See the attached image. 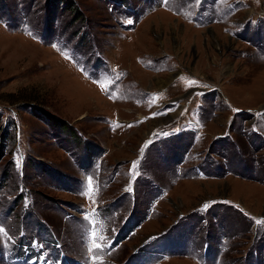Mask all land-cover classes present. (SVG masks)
<instances>
[{"label":"rangeland","instance_id":"obj_1","mask_svg":"<svg viewBox=\"0 0 264 264\" xmlns=\"http://www.w3.org/2000/svg\"><path fill=\"white\" fill-rule=\"evenodd\" d=\"M0 229V264H264V0H0Z\"/></svg>","mask_w":264,"mask_h":264},{"label":"snow or ice","instance_id":"obj_2","mask_svg":"<svg viewBox=\"0 0 264 264\" xmlns=\"http://www.w3.org/2000/svg\"><path fill=\"white\" fill-rule=\"evenodd\" d=\"M135 163V162H134ZM3 231V229H0V232H2Z\"/></svg>","mask_w":264,"mask_h":264}]
</instances>
